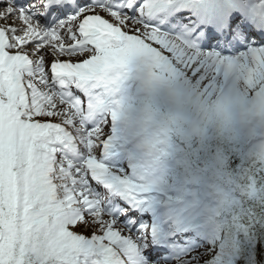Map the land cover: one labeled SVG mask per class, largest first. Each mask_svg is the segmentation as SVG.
I'll use <instances>...</instances> for the list:
<instances>
[{"label": "snow or ice", "instance_id": "6c2138e0", "mask_svg": "<svg viewBox=\"0 0 264 264\" xmlns=\"http://www.w3.org/2000/svg\"><path fill=\"white\" fill-rule=\"evenodd\" d=\"M191 3L0 0V264H136L160 255L141 254V217L109 207L114 187L133 204L154 191L101 159L109 153L97 103L106 73L152 57L201 86L226 71L264 77V31L234 15L204 32L188 16ZM247 200L257 206L235 201L232 212L245 227L264 216V199Z\"/></svg>", "mask_w": 264, "mask_h": 264}, {"label": "clouds", "instance_id": "9594fccd", "mask_svg": "<svg viewBox=\"0 0 264 264\" xmlns=\"http://www.w3.org/2000/svg\"><path fill=\"white\" fill-rule=\"evenodd\" d=\"M186 11L204 32L219 30L234 15L264 31V0H192ZM97 103L111 124L109 152L131 162L137 179L150 184L164 168L178 165L182 174L196 176L198 169L187 161L228 155L247 166L246 175L230 181L235 192L242 199H264V77L249 82L226 71L201 86L175 66L141 57L106 73ZM254 176L261 179L250 183ZM209 195L217 201L218 218L233 212L235 200L227 192Z\"/></svg>", "mask_w": 264, "mask_h": 264}, {"label": "trees", "instance_id": "16d2710c", "mask_svg": "<svg viewBox=\"0 0 264 264\" xmlns=\"http://www.w3.org/2000/svg\"><path fill=\"white\" fill-rule=\"evenodd\" d=\"M243 164L245 165L244 160L234 164L231 170L234 180L247 174V171L242 169ZM256 179L260 180L261 177L256 176ZM255 206H257V202L253 201L250 207ZM257 221L254 224H248L247 227L243 225L239 231L240 258L237 264H264V216L258 214Z\"/></svg>", "mask_w": 264, "mask_h": 264}, {"label": "rangeland", "instance_id": "374dc122", "mask_svg": "<svg viewBox=\"0 0 264 264\" xmlns=\"http://www.w3.org/2000/svg\"><path fill=\"white\" fill-rule=\"evenodd\" d=\"M165 178H164V180H165ZM164 180H163V183L161 184L162 189H165ZM180 183L183 186L184 182L180 181ZM187 187H188L187 195H189V194L192 195L191 192L196 190L194 187H189V186H187ZM198 197L201 200H205L206 204H207V201L210 199L206 194H203V193L201 195H198ZM206 214H207V210H206ZM207 249H208L210 254H209V256L202 258L200 263H202V264H234L235 263L236 255L234 253V250L231 247L223 246V245H217V244H215L214 241H212L209 244V246L207 247Z\"/></svg>", "mask_w": 264, "mask_h": 264}, {"label": "bare ground", "instance_id": "6f19581e", "mask_svg": "<svg viewBox=\"0 0 264 264\" xmlns=\"http://www.w3.org/2000/svg\"><path fill=\"white\" fill-rule=\"evenodd\" d=\"M131 166H132V164H131ZM150 185L153 187V184H150ZM156 193H154V195H152L148 198V202L152 203V204L159 205V208L160 207L165 208L167 203H165L164 200L159 196L158 192H156ZM190 205H192L196 209V210H192V213L198 217L202 211L200 204L195 202V201H190ZM174 261L175 260L171 261L172 262L171 264H176ZM179 264H187V263L182 260Z\"/></svg>", "mask_w": 264, "mask_h": 264}]
</instances>
